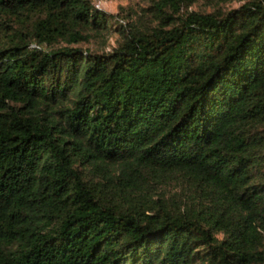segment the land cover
Here are the masks:
<instances>
[{
    "label": "trees",
    "instance_id": "16d2710c",
    "mask_svg": "<svg viewBox=\"0 0 264 264\" xmlns=\"http://www.w3.org/2000/svg\"><path fill=\"white\" fill-rule=\"evenodd\" d=\"M194 1L0 0V264H264V0Z\"/></svg>",
    "mask_w": 264,
    "mask_h": 264
},
{
    "label": "rangeland",
    "instance_id": "374dc122",
    "mask_svg": "<svg viewBox=\"0 0 264 264\" xmlns=\"http://www.w3.org/2000/svg\"><path fill=\"white\" fill-rule=\"evenodd\" d=\"M156 0H94L95 6L102 5L99 8L116 13L121 23L133 21L134 18L142 13H147L149 18H153V5ZM242 0H196L188 6V9H200L204 11H211L221 6L222 9H231L238 6ZM98 7V6H97ZM123 16V17H122ZM116 24L113 22L111 27L104 30L101 34H94L89 41H84L75 45L81 47H89L93 50L104 51L109 50L116 43L118 37Z\"/></svg>",
    "mask_w": 264,
    "mask_h": 264
},
{
    "label": "clouds",
    "instance_id": "9594fccd",
    "mask_svg": "<svg viewBox=\"0 0 264 264\" xmlns=\"http://www.w3.org/2000/svg\"><path fill=\"white\" fill-rule=\"evenodd\" d=\"M98 7L102 6V5H97Z\"/></svg>",
    "mask_w": 264,
    "mask_h": 264
}]
</instances>
